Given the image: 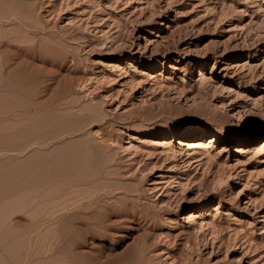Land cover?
<instances>
[{
  "label": "rangeland",
  "instance_id": "1",
  "mask_svg": "<svg viewBox=\"0 0 264 264\" xmlns=\"http://www.w3.org/2000/svg\"><path fill=\"white\" fill-rule=\"evenodd\" d=\"M1 4L0 264H264V0Z\"/></svg>",
  "mask_w": 264,
  "mask_h": 264
},
{
  "label": "bare ground",
  "instance_id": "2",
  "mask_svg": "<svg viewBox=\"0 0 264 264\" xmlns=\"http://www.w3.org/2000/svg\"><path fill=\"white\" fill-rule=\"evenodd\" d=\"M9 1H10V0H9ZM13 2H14V1H13ZM8 4H9V3H8ZM1 5H2V8L0 7V10L3 9V4H1ZM1 5H0V6H1ZM7 6H8V5H7ZM5 7H6V6H5ZM10 7H11V6H10ZM22 7H23V6H22ZM7 8H8V7H7ZM7 8H6V9H7ZM16 8H17V7H16ZM18 8H19V7H18ZM4 10H5V9H4ZM2 11H3V10H2ZM34 11H35V10H34ZM30 12H31L30 9L26 11L27 14H30ZM2 13H3V12H2ZM33 13H34V12H33ZM24 19H25V18H24ZM31 19H32V18H31ZM27 20H28V19H27ZM31 22H32V21H31ZM33 27H34V25H33ZM198 71H199V70H198ZM4 86H5V85H4ZM2 87H3V86H2ZM19 88H20V87H19ZM7 106H8V105H7ZM9 106H10V105H9ZM9 106H8V108H10ZM20 107H21V106H20ZM1 108H2V107H1ZM3 108H4V107H3ZM14 109H15V108H14ZM2 110H3V109H2ZM5 111H6V110H5ZM8 111H12L11 108L8 109ZM3 112H4V111H3ZM10 114H12V113H10ZM3 119H4V118H3ZM188 134H190V131L181 132L180 135H181V136H186V135H188ZM216 138H217L216 135H209V136H206V139L209 140V142H213L214 140H216ZM221 138H223V137H221ZM103 163H104V162H103ZM95 167H96V166H95ZM99 171H100V170H99ZM100 172H101V171H100ZM97 174H99V172H98ZM93 175H94V173L91 174V176H93ZM91 176H90V177H91ZM77 177H78V176H77ZM79 177H80V176H79ZM81 177H82V176H81ZM90 177H89V178H90ZM85 178H86V177H85ZM89 178H88V179H87V178H86V179H80V178H78V179L73 178V179H72V178H71L72 180L65 181L64 184H62V183H63V182H62L60 185H62L63 187L59 188L58 191H57V193H59V195H60V193L63 192V191L66 193V192L68 191V188H69V187H70V189H71L72 186L74 187V186L76 185V182H77V183H79V182H81V183H84V182L88 183V182L90 181ZM66 179H67V178H66ZM66 179H64V180H66ZM68 179H69V178H68ZM60 182H61V181H60ZM91 182H92V181H91ZM93 182H95V181H93ZM56 184H57V183H56ZM88 184H89V183H88ZM52 185H54V184H52ZM86 185H87V184H86ZM50 186H51V185H50ZM55 186H56V185H55ZM59 187H60V186H59ZM66 187H67V188H66ZM81 187H82V186H81ZM90 187H91V186H90ZM50 188H51V187H50ZM82 191H83V190H82ZM51 192H52V191H51ZM73 192H75V191L73 190L71 193H73ZM41 193H43V192H41ZM48 193H49V192H48ZM48 193H47V194H48ZM55 193H56V192H55ZM65 193H63V194H65ZM49 194H50V193H49ZM52 194H54V193L52 192ZM41 195H42V194H41ZM66 195H67V194H66ZM70 195H71V194H70ZM39 196H40V195H39ZM42 196H43V195H42ZM61 196H62V194H61ZM67 196H69V194H68ZM45 197H46V196H45ZM45 197H43V198H45ZM56 197H58V194H57ZM59 197H60V196H59ZM63 197H64V195H63ZM65 197H66V196H65ZM28 198H29V197H28ZM43 198H41V199H43ZM60 198H61V197H60ZM28 200H30V198H29ZM46 200H47L46 202H48V199H46ZM59 200H60V199H59ZM31 202H32V201H31ZM31 202L29 201V203H31ZM31 204H32V203H31ZM55 205H56V204H55ZM40 208H41V207H40ZM42 208H43V207H42ZM47 210H48V209H47ZM56 212H58V211H56ZM53 214H54V213H53ZM71 215H72V214H71ZM71 215H70V216H71ZM35 220H36V219H35ZM49 220H50V219H49ZM48 223H49V222H48ZM54 225H55V223H54ZM51 231H52V230H51ZM54 235H55V234H54ZM61 237H62V236H61Z\"/></svg>",
  "mask_w": 264,
  "mask_h": 264
}]
</instances>
